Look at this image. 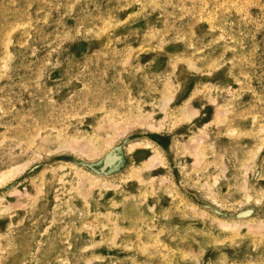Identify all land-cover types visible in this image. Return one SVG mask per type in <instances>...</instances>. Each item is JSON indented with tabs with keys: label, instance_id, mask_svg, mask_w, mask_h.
<instances>
[{
	"label": "rangeland",
	"instance_id": "1",
	"mask_svg": "<svg viewBox=\"0 0 264 264\" xmlns=\"http://www.w3.org/2000/svg\"><path fill=\"white\" fill-rule=\"evenodd\" d=\"M0 264H264V0H0Z\"/></svg>",
	"mask_w": 264,
	"mask_h": 264
},
{
	"label": "bare ground",
	"instance_id": "2",
	"mask_svg": "<svg viewBox=\"0 0 264 264\" xmlns=\"http://www.w3.org/2000/svg\"><path fill=\"white\" fill-rule=\"evenodd\" d=\"M117 159V158H116Z\"/></svg>",
	"mask_w": 264,
	"mask_h": 264
}]
</instances>
